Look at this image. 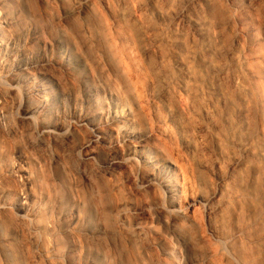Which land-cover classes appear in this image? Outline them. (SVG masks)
Here are the masks:
<instances>
[{
    "label": "bare ground",
    "instance_id": "1",
    "mask_svg": "<svg viewBox=\"0 0 264 264\" xmlns=\"http://www.w3.org/2000/svg\"><path fill=\"white\" fill-rule=\"evenodd\" d=\"M166 1L0 0V264H264V13Z\"/></svg>",
    "mask_w": 264,
    "mask_h": 264
},
{
    "label": "rangeland",
    "instance_id": "2",
    "mask_svg": "<svg viewBox=\"0 0 264 264\" xmlns=\"http://www.w3.org/2000/svg\"><path fill=\"white\" fill-rule=\"evenodd\" d=\"M146 1H148L149 2V0H146ZM245 1V0H244ZM250 1H256L257 2V6L259 7V8H257V9H259V10H261V12H263L264 13V1L263 0H250ZM194 2V0H180L179 2H177L176 4H174V5H170L171 3H168V1H166L165 3H164V7L166 8V9H169V10H172L174 13H178V12H180L181 10H183V9H187L188 7H191V3H193ZM241 2H243V1H241ZM188 3V4H187ZM65 7L66 8H69L71 5H70V3L69 2H65ZM166 5V6H165ZM168 5V6H167ZM68 6V7H67ZM172 6V7H171ZM169 7V8H168ZM214 8V6H206L205 5V11L206 12H208V14H211L214 18H216L217 20H218V18L220 17V16H216L217 14H215V16H214V12H216V10H217V6H215V11L214 10H212L213 8ZM225 7V6H224ZM172 8V9H171ZM221 8V9H220ZM220 8H218V9H220V10H225V9H227V6L225 7V8H223V7H220ZM211 10V11H210ZM262 13V14H263ZM263 16H264V14H263ZM221 18V17H220ZM224 19H226V18H224ZM263 20H264V17H263ZM223 21H226V20H223ZM222 21V22H223ZM226 46L228 45L227 43L225 44ZM90 58L92 59L93 57H92V55H90ZM227 82V81H226ZM225 83V81L224 82H222L221 83V86L222 87H224L223 86V84ZM226 84H228V83H226ZM226 84H224V85H226ZM226 86H228V85H226ZM226 86L224 87V88H226ZM20 148V149H19ZM19 148H17L18 150L17 151H15L16 153H15V158H18L19 156H20V154H21V152H22V147H20L19 146ZM238 155H240V154H238ZM74 173V175H72ZM73 173H70L69 175H68V177L69 178H67V180H70V181H67L66 180V184L68 185V187L71 189V187H72V189L73 190H75V188L77 189V174H76V172H74L73 171ZM76 174V175H75ZM73 176V177H72ZM75 176V177H74ZM75 179V180H74ZM72 180V181H71ZM75 183V184H74ZM71 189V190H72ZM83 196V195H82ZM110 207V206H109ZM108 207V209H109V211L108 212H110V209L111 208H109ZM113 224L110 222V223H108V225H106V228H107V231H108V234H107V236L105 237V239H104V241H105V244L107 245V243H108V246H107V248L109 249V251H110V253H108V254H110V255H112V256H114L115 257V259H114V257H113V259L114 260H116V261H114L113 259V261L112 262H114V264H131V262H132V260H130L131 259V257L130 256H127V254H128V252H127V250L125 249V247L124 246H122V243L121 242H119V240L117 239V241H115L116 239L114 238V237H112L113 235H112V231H113ZM163 231L164 232H166L167 230L165 229V228H163ZM192 232V230L190 231V233ZM167 233V232H166ZM193 233H194V230H193ZM189 234V233H188ZM190 236L192 235V233L191 234H189ZM196 235V231H195V234L194 235H192L191 237H193L192 239H190L191 237L189 236L188 238L191 240V241H193L191 244H192V247H191V245L190 246H188L185 250V252L183 253V254H181V255H179L178 256V258H177V261H178V263L179 264H191V260L196 256V254L198 253V252H200V250H199V248H197V247H195L196 246V244L198 245V242L196 241V238L194 237ZM115 239V240H114ZM194 239V240H193ZM195 244V245H194ZM110 245V246H109ZM31 248H32V246H31ZM194 248V249H193ZM188 249V250H187ZM193 249V250H192ZM196 250V251H195ZM108 251V252H109ZM125 251V252H124ZM142 250H138V253L136 252V254H138V256L141 254V256L142 255H144L143 254V252H141ZM155 253V254H154ZM154 253H152V256H151V258H152V260H154V263H151V262H153V261H151L150 262V260L151 259H146L147 261V263L146 264H156V252H154ZM203 253V252H202ZM154 254V255H153ZM199 254V253H198ZM200 254H201V252H200ZM129 255V254H128ZM154 256V257H153ZM156 257V258H155ZM130 258V259H129ZM103 261H105V262H103ZM103 261H102V259H101V261H100V264H111V261L109 262V263H107L108 262V260H104L103 259ZM107 261V262H106ZM102 262V263H101ZM132 264H133V262H132Z\"/></svg>",
    "mask_w": 264,
    "mask_h": 264
}]
</instances>
